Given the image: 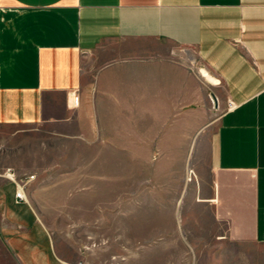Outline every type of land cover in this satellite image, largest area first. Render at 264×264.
<instances>
[{"label":"crops","instance_id":"crops-1","mask_svg":"<svg viewBox=\"0 0 264 264\" xmlns=\"http://www.w3.org/2000/svg\"><path fill=\"white\" fill-rule=\"evenodd\" d=\"M44 135L109 144L96 158L121 192L124 159H158L154 179L179 159L207 252L249 255L264 244V0H0V143ZM0 181V264H77Z\"/></svg>","mask_w":264,"mask_h":264},{"label":"rangeland","instance_id":"rangeland-1","mask_svg":"<svg viewBox=\"0 0 264 264\" xmlns=\"http://www.w3.org/2000/svg\"><path fill=\"white\" fill-rule=\"evenodd\" d=\"M210 98L217 119L224 107ZM106 150L107 143L48 135L0 143V171L11 166L35 174L29 201L55 236L81 248L77 264H264V244H253L249 255L225 256V263L207 252L213 242L199 238V220H185L189 195L179 189V159L171 160L166 179L149 174L158 159H124L121 192L115 160L96 158ZM189 163L182 165L186 179L193 174Z\"/></svg>","mask_w":264,"mask_h":264},{"label":"built area","instance_id":"built-area-1","mask_svg":"<svg viewBox=\"0 0 264 264\" xmlns=\"http://www.w3.org/2000/svg\"><path fill=\"white\" fill-rule=\"evenodd\" d=\"M235 104L232 101L228 102V108H233ZM0 174L12 180L16 184V198L17 200H27L26 190L29 183L35 178L33 173H17L16 170L8 166Z\"/></svg>","mask_w":264,"mask_h":264},{"label":"bare ground","instance_id":"bare-ground-1","mask_svg":"<svg viewBox=\"0 0 264 264\" xmlns=\"http://www.w3.org/2000/svg\"><path fill=\"white\" fill-rule=\"evenodd\" d=\"M201 73L206 77V79L212 81V82H215L217 83L219 80L214 77L207 69L205 68H201L200 69Z\"/></svg>","mask_w":264,"mask_h":264}]
</instances>
